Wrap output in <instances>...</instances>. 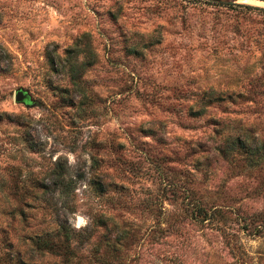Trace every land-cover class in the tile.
Listing matches in <instances>:
<instances>
[{
  "label": "rangeland",
  "instance_id": "rangeland-1",
  "mask_svg": "<svg viewBox=\"0 0 264 264\" xmlns=\"http://www.w3.org/2000/svg\"><path fill=\"white\" fill-rule=\"evenodd\" d=\"M251 8L264 1L0 0V264H62L20 240L47 218L30 187L57 163L76 183L68 224L90 233L65 264H264V171L216 150L235 129L264 137ZM70 49L93 56L76 79Z\"/></svg>",
  "mask_w": 264,
  "mask_h": 264
},
{
  "label": "trees",
  "instance_id": "trees-1",
  "mask_svg": "<svg viewBox=\"0 0 264 264\" xmlns=\"http://www.w3.org/2000/svg\"><path fill=\"white\" fill-rule=\"evenodd\" d=\"M258 11L264 12V9H258ZM81 53L84 54V57L78 67L69 64V72L72 73L73 79L78 77V70L92 63L93 56L88 49L84 51L70 49L68 60L74 59L77 56L79 57ZM219 99L208 98L205 104ZM30 147L33 148L34 145L30 144ZM216 150L219 156L228 163H235L236 166L241 164L244 168L264 171V137L254 136L249 130L235 129L231 132L228 131L223 142ZM67 173V169L62 164L57 163L56 168L46 176V179L35 180L31 183L30 192L33 193L34 199L41 201V208L47 218H42L37 223L38 227L36 226L29 234L20 236V240L28 243L33 251L42 255L49 254L56 256L62 260V264H65L72 257L73 249L76 245H81L90 238V233H87L86 230L76 231L68 224L69 215L73 213L74 209L73 191L76 189V183L72 178H66L65 175ZM92 186L93 190L97 193L102 192V189H104V185L100 182H92ZM0 187H3V184H0ZM25 188L24 186L21 187L23 191H26ZM17 201L25 206L22 195L18 197ZM18 208L20 222L23 227L30 228L27 221L29 213H26L21 207ZM117 233L118 235L115 237L114 243L119 244L120 240L124 238L125 233ZM109 240L108 238L106 239V246L109 249H113L112 252L117 251L114 243L109 244ZM10 256L12 257H7L9 264H29L22 260L18 252Z\"/></svg>",
  "mask_w": 264,
  "mask_h": 264
},
{
  "label": "water",
  "instance_id": "water-1",
  "mask_svg": "<svg viewBox=\"0 0 264 264\" xmlns=\"http://www.w3.org/2000/svg\"><path fill=\"white\" fill-rule=\"evenodd\" d=\"M15 102H23L25 104H29V98L26 94V92H23V91H17L16 92V96H15V99H14Z\"/></svg>",
  "mask_w": 264,
  "mask_h": 264
}]
</instances>
